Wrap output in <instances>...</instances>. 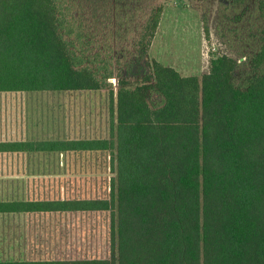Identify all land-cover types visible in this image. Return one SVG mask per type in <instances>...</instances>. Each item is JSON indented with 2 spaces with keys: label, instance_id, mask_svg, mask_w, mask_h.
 <instances>
[{
  "label": "trees",
  "instance_id": "16d2710c",
  "mask_svg": "<svg viewBox=\"0 0 264 264\" xmlns=\"http://www.w3.org/2000/svg\"><path fill=\"white\" fill-rule=\"evenodd\" d=\"M78 1L0 0V93L110 87L111 139L0 142V152H109V197L0 201V214L108 212L110 255L0 264H264V43L244 83L236 81L240 63L222 53L202 77L153 59L133 87L111 59L91 52ZM163 12L144 24L141 59Z\"/></svg>",
  "mask_w": 264,
  "mask_h": 264
},
{
  "label": "rangeland",
  "instance_id": "374dc122",
  "mask_svg": "<svg viewBox=\"0 0 264 264\" xmlns=\"http://www.w3.org/2000/svg\"><path fill=\"white\" fill-rule=\"evenodd\" d=\"M78 5L75 16L89 35L85 42L91 52L111 59L133 87L150 73L154 58L182 76L202 77L210 71L212 57L222 53L240 63L236 81L244 83L251 59L264 43V0H79ZM162 5L149 58L141 59L136 42L146 20ZM133 14L138 17L132 23L128 16ZM110 91L0 93V141L109 138L115 128ZM112 164L110 153L102 151L1 155L0 200L107 198L115 175ZM13 222L0 221V260L110 255L108 212L47 218L23 214Z\"/></svg>",
  "mask_w": 264,
  "mask_h": 264
},
{
  "label": "crops",
  "instance_id": "0c3cea01",
  "mask_svg": "<svg viewBox=\"0 0 264 264\" xmlns=\"http://www.w3.org/2000/svg\"><path fill=\"white\" fill-rule=\"evenodd\" d=\"M159 30V28H158ZM158 30H157V33H158ZM157 33H156V36L153 40V43L151 45V47H153V44H154V41L157 37ZM152 50V48L150 49ZM156 59V58H154ZM157 60V59H156ZM159 61V60H158ZM160 62V61H159ZM162 63V62H161ZM209 73V72H207ZM207 73H204V74H207ZM188 77V76H187ZM114 108H115V105H114ZM115 113V111H114ZM111 133H110V136L109 138H93V139H71V140H99V139H111ZM22 140H14V141H11V140H8V141H5V140H2L0 142H4V143H15V142H20ZM23 141H35V140H23ZM39 141H53V140H39ZM66 141V140H64ZM68 141V140H67ZM85 151H80V152H74L75 154L77 153H84ZM92 152H95V151H92ZM33 152H26V153H21V152H0V156H16L18 157V155L20 156V154H32ZM43 152H40V154H42ZM45 154H47V152H44ZM50 153V152H49ZM58 153V152H57ZM61 154H65V153H70V152H59ZM87 153V152H85ZM111 156V155H110ZM111 160H112V156H111ZM115 173V172H113ZM116 177V173L113 177V179ZM112 179V181H113ZM112 185V183H111ZM110 189H111V186H110ZM22 200H38V199H19V198H13L12 200H0L2 202H19V201H22ZM80 213H84V214H91V213H95V212H69V213H49V214H46V213H39V214H24L26 218H32V217H48V215H69V214H80ZM23 214H20V213H6V214H0V221L3 222L5 225L8 224V223H11V221H14L16 222V220L19 218V216H22ZM16 219V220H15ZM13 222V223H14ZM10 225V224H9ZM20 231V229H19ZM5 239H7V237H5ZM4 239V241H5ZM14 241V240H13ZM17 241V240H16ZM20 246V245H19ZM8 249V248H7ZM2 261H15V260H2Z\"/></svg>",
  "mask_w": 264,
  "mask_h": 264
}]
</instances>
